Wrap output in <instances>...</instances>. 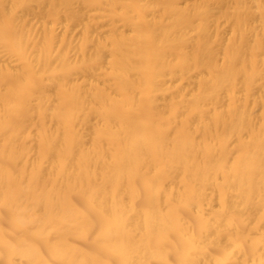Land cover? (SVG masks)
I'll list each match as a JSON object with an SVG mask.
<instances>
[{
    "label": "bare ground",
    "instance_id": "bare-ground-1",
    "mask_svg": "<svg viewBox=\"0 0 264 264\" xmlns=\"http://www.w3.org/2000/svg\"><path fill=\"white\" fill-rule=\"evenodd\" d=\"M0 264H264V0H0Z\"/></svg>",
    "mask_w": 264,
    "mask_h": 264
}]
</instances>
